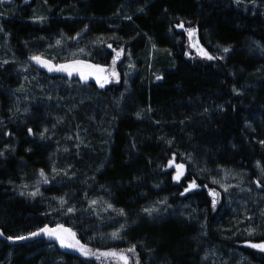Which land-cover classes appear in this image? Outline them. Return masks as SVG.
<instances>
[{"label": "trees", "instance_id": "1", "mask_svg": "<svg viewBox=\"0 0 264 264\" xmlns=\"http://www.w3.org/2000/svg\"><path fill=\"white\" fill-rule=\"evenodd\" d=\"M9 1L0 5V264H105L54 239L8 244L58 224L97 251L135 246L129 264H264L247 246L264 242V0ZM180 24L220 58L187 57ZM109 44L124 53L106 89L28 61L107 67ZM173 158L185 165L178 182Z\"/></svg>", "mask_w": 264, "mask_h": 264}, {"label": "snow or ice", "instance_id": "2", "mask_svg": "<svg viewBox=\"0 0 264 264\" xmlns=\"http://www.w3.org/2000/svg\"><path fill=\"white\" fill-rule=\"evenodd\" d=\"M240 2V0H236V3L238 4ZM140 11H143V9H140ZM39 20L43 21L44 17H39ZM127 19H131V17H127ZM177 27H183L182 24L177 25ZM2 30V29H0ZM184 31L187 33L188 37H189V46L190 47H196L198 50V54L207 60H213V59H218L220 57H215L213 55H210L206 50H204L202 47L199 46V43H192L193 38L195 37L196 34V29L194 28H187L184 29ZM74 39V38H73ZM61 41L57 40L56 44L60 45ZM109 48H112V45L109 44L108 45ZM81 53L84 51V49H80L79 50ZM112 51L115 53V56L113 57L112 60V69L111 72L108 73L107 70L99 68V66L96 65H87L85 64L83 61L80 60H73L71 62L68 63H64V64H53L50 60L44 59L42 56H32L30 57L31 60H33L35 63L39 64L41 67L47 68V70L49 72H66L69 76H71L73 74V72H78L81 76L82 80H87L88 79V75L85 74V72L82 70L84 68H95L97 70V72L99 73H104V75H97L96 77V82L97 84L103 88L105 86L106 83H108L110 80H118V74L115 71V64L117 62V60L120 58L121 54H122V49L121 50H117V49H112ZM230 49L229 48H224L223 52L227 53L229 52ZM4 64H7L8 61L5 60L3 62ZM157 79H161V77H157ZM233 91L235 92L236 90L233 89ZM239 94V93H237ZM137 116L139 117V114H137ZM45 131H47V129H45ZM29 134H32V130L29 129ZM41 136L43 137V133H41ZM171 143V141H169V144ZM262 145H264V141L260 142ZM0 155H3V153H0ZM167 167L172 168L174 167L176 172L175 175L173 176V180L174 181H180L181 177H183L185 175V165L183 163H175V158L170 159L168 161V165ZM257 167H260L259 162L257 163ZM261 174L264 175V169H261ZM40 175L43 177L44 173L43 171H41ZM225 175H228V173H225ZM44 183H48L47 179H44L43 181ZM213 184H219L220 181L213 179L212 180ZM222 187H224V190L227 191V187H225L224 185H221ZM258 187L264 186L261 185L260 183H257ZM196 182L193 180L187 188L184 189V192L181 193V195H184V193L190 191L191 189L196 188ZM39 193V188L36 189L35 192H31L28 193V195L35 197L37 194ZM21 195H25L24 192L20 193ZM209 195L213 197L212 199V206L213 208H215L217 200L216 197L219 196V193L215 192V191H210ZM61 203L63 204V201H61ZM91 203L94 205L97 202L95 200L91 201ZM108 208H112V205L109 204L107 206ZM73 209L69 208L68 212H72ZM144 211L146 213H148L149 215H152L153 212L157 211V209L155 208H145ZM119 215L123 216L125 215L124 211L121 209L118 212ZM121 229H123L124 225L120 226ZM41 234H43L44 236L48 237L49 239H54L57 242H59L60 247L61 248H68V249H75L76 251L80 252L81 255L84 256H88V255H96L97 259H100L101 257L104 258H114L116 259L119 264H129V256L126 255V253H132L133 256H136V249L135 246L133 247H129L128 249L125 250H109V251H104V252H99V253H93L92 250H90L86 245L81 244L79 240L76 239V234L75 232H73L70 228H65L63 225L58 224L56 225L55 228H50L47 225H45L43 228L38 229L37 231L31 232L29 233L28 236H16V237H7L8 240L10 241H23L26 239H30L32 237H37L40 236ZM254 234V230H249V235H253ZM3 233L0 232V236H2ZM111 238L112 239H119V230L111 233ZM248 247L253 248V249H258L260 252H264V242L261 243H248L247 244ZM135 264H140V261L138 258H136L135 260Z\"/></svg>", "mask_w": 264, "mask_h": 264}, {"label": "rangeland", "instance_id": "3", "mask_svg": "<svg viewBox=\"0 0 264 264\" xmlns=\"http://www.w3.org/2000/svg\"><path fill=\"white\" fill-rule=\"evenodd\" d=\"M11 2L9 1V0H0V5H9ZM184 29H187V28H181V27H177V29L176 30H178V31H182L184 34H185V36H186V42H187V57H189L190 59H194V60H204V58H202L199 54H198V50H197V48L196 47H190L189 46V43H190V41H189V37H188V35H187V33L184 31ZM198 42V40H197V38H196V34H195V37L193 38V40H192V43L193 44H195V43H197ZM200 46V45H199ZM201 47V46H200ZM62 49H63V52H64V54H66V55H69V56H76V54H78L79 52H76V51H74V50H68L67 48H65V47H62ZM111 49H117V50H123L122 51V54H121V56H120V58L117 60V62H116V64H115V71H116V73L118 74V80H110L108 83H106L105 84V86L103 87V88H101L98 84H97V82H96V77H97V75H104V73H99V72H97V70L95 69V70H89L90 72H86V73H88L89 75L91 74V76L93 77L94 76V80H93V83L95 84V86H96V88L97 89H106V88H108V87H110V86H112V85H116L117 83H118V81H119V73L117 72V70H116V66H117V64L119 63V61H121V59H122V57H123V53H124V49H123V47H121V46H119V45H115L114 47H112ZM149 53L150 54H152V51L150 50L149 51ZM215 53L216 54H220V55H223L224 54V52H223V49L221 50H216L215 51ZM80 54H84V53H80ZM113 57L115 56V53L113 52ZM69 56H67V57H69ZM0 59L2 60V62H4L5 60H7V58H6V56L4 57V56H2V57H0ZM113 60V59H112ZM112 60H111V62H110V65L109 66H107V67H100V68H102V69H105V70H107L108 71V73H110L111 72V69H112V67H113V65H112ZM205 60H207V59H205ZM123 68H124V74H125V76L127 77L129 74H133V70H134V65H133V62L131 61V60H127L125 63H124V65H123ZM88 82V81H87ZM91 82V81H90ZM233 177H230V178H228V179H226V180H224V185H226V184H228V183H232L233 182ZM44 181V178H42V182ZM212 199H213V197L212 196H210ZM77 239V238H76ZM90 250H92V252L93 253H99V252H104V251H97V250H94V249H92V248H90V247H88ZM65 249H68V248H65ZM70 252H72V253H74V254H76V255H78V256H80V257H82L83 259H85L86 261H96V262H100V263H105V264H119V262L116 260V259H114V258H104V257H101L100 259H97V257H96V255H88V256H84V255H81L80 254V252H78V251H76L75 249H68ZM109 250H118V249H109ZM109 250H105V251H109ZM119 251V250H118ZM126 255H127V253H126Z\"/></svg>", "mask_w": 264, "mask_h": 264}, {"label": "water", "instance_id": "4", "mask_svg": "<svg viewBox=\"0 0 264 264\" xmlns=\"http://www.w3.org/2000/svg\"><path fill=\"white\" fill-rule=\"evenodd\" d=\"M28 61L33 64L34 66H36L37 68H40V69H44L46 70L49 74H52V75H63V76H66L68 78H80L81 79V76L78 72H73V74L71 76H69L66 72H49L47 70V68H44V67H41L39 64L35 63L33 60H31L30 58H28ZM54 64V63H53ZM86 74V73H85ZM88 75V79L87 81H92L93 77L89 74ZM46 240V241H52L53 239H49L48 237L44 236L43 234H41L40 236H37V237H32L30 239H26V240H23V241H10L8 240V244L9 245H17V244H23V243H30V242H33V241H36V240Z\"/></svg>", "mask_w": 264, "mask_h": 264}]
</instances>
